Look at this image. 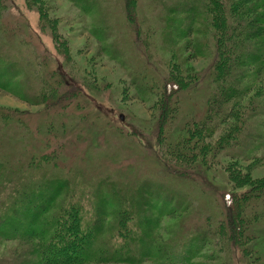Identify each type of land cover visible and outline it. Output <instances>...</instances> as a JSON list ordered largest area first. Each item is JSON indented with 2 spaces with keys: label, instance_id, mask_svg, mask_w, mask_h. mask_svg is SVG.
<instances>
[{
  "label": "trees",
  "instance_id": "trees-1",
  "mask_svg": "<svg viewBox=\"0 0 264 264\" xmlns=\"http://www.w3.org/2000/svg\"><path fill=\"white\" fill-rule=\"evenodd\" d=\"M71 1L86 12L93 4ZM4 2L0 0V7ZM29 2L57 31V22L47 20L43 0ZM127 3L126 18L142 44L144 20L137 18L135 0ZM170 11L176 15L165 20L170 26L167 45L174 43L173 37L191 42L200 18L213 29L215 54L203 78L172 67L171 78L157 89L162 110L154 126L161 135L181 89L199 83L206 88L204 105L198 104L182 120V137L165 150L167 158L180 164L165 171L190 180L194 172L204 178L206 171L220 169L227 180L217 196L221 208L213 207L219 209L218 215L196 214L193 229L164 240L159 234L162 217L188 214L192 204L186 194L151 180L121 184L109 177L64 178L61 172L68 167L60 165L57 155L35 145L32 156H18L20 164L0 162V183H4L0 184V237L28 247L14 264H194L193 258L211 239L221 250L232 248L229 252L239 251L251 263L264 264L262 239L252 230L264 221V175L254 176L250 163L263 157L255 150L264 144V0H177ZM65 49L59 50L63 57L68 56ZM6 54L0 49V88L10 89L21 67ZM42 76L36 78L42 81L35 90L40 93L38 101L47 112L62 108L74 89L66 87L65 79L54 80L52 72L49 78ZM56 113L47 115V127L56 125ZM0 116L5 121L21 118L20 113L2 108ZM18 138L23 147L31 144L24 136Z\"/></svg>",
  "mask_w": 264,
  "mask_h": 264
},
{
  "label": "rangeland",
  "instance_id": "rangeland-1",
  "mask_svg": "<svg viewBox=\"0 0 264 264\" xmlns=\"http://www.w3.org/2000/svg\"><path fill=\"white\" fill-rule=\"evenodd\" d=\"M4 1L5 6L2 3L0 7V49L16 59L21 70L10 89L0 88V108L18 112L21 118L5 121L0 116V162L18 164V156H32L37 145L42 152L57 155L62 167H68L61 172L64 178L73 175L84 181L109 177L121 184L151 180L175 188L188 196L192 208L187 209L188 214L162 217L159 234L164 240L193 229L196 214L218 215L219 191L227 180L220 169L204 171V178H197L194 172L190 180L166 172L180 163L167 158L165 150L182 137V120L192 109L197 110L198 104L204 105L206 88L199 83L181 89L161 135L154 126L162 110L157 89L171 78L172 67L198 78L205 75L215 54L214 32L208 21L198 19L191 42L173 37L174 43L167 45L170 26L165 20L176 15L170 10L177 0H135L137 18L144 20L141 44L126 18L128 0H88L93 4L87 12L71 0H43L47 20L57 22V31L49 28L50 23L29 0ZM137 46H141L139 50ZM61 49L67 50V57L59 54ZM51 72L54 80L65 79L66 87L74 89L64 108H56L57 113L47 112L35 91L42 87L37 76L44 74L46 79ZM54 113L56 125L49 128L47 115ZM64 129L68 133L63 134ZM18 136L31 144L23 147ZM257 147L262 160L250 163L254 176H261L264 144ZM63 150L66 155L61 154ZM252 230L262 239L259 246L264 255V221ZM231 249L221 250L211 239L193 263L260 264L258 260L251 263L239 251L229 252ZM25 250L28 247L21 241L0 237V264H14Z\"/></svg>",
  "mask_w": 264,
  "mask_h": 264
}]
</instances>
